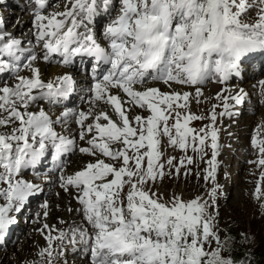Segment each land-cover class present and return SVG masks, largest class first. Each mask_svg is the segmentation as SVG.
<instances>
[{
  "label": "snow or ice",
  "instance_id": "obj_1",
  "mask_svg": "<svg viewBox=\"0 0 264 264\" xmlns=\"http://www.w3.org/2000/svg\"><path fill=\"white\" fill-rule=\"evenodd\" d=\"M35 2L39 10L33 13V26L36 40L43 42V59L58 55L67 65L74 56H88L95 58L97 68L87 111L69 109L55 118L44 109L34 111L32 105L40 101L55 105L67 99L76 82L67 74L45 82L32 67L38 57L22 48L21 40L0 32V74L18 73L20 67L32 73L15 75L14 86H0V127L9 129L0 132V183L7 185L0 189L5 201L0 205V239L15 223L11 213L43 191L20 179L22 170L36 168L50 154L60 187L77 189L75 198L82 206L77 211L94 230H69L71 242L79 236L89 244L91 264H236L222 254L226 249L214 231L208 202L200 197L184 201L176 195L166 200L153 191L165 176L162 137L182 151L191 146L197 153H203L210 137L212 159L204 178L215 179V112L210 116L213 124L197 131L189 122L203 117L184 111L189 92H163L147 85L155 81L168 87L192 86L199 96V85L209 79L223 83L238 74L243 58L264 52V0H67L63 11L47 15V0ZM253 10L255 19L249 22ZM101 13L110 17L102 34L106 44L89 28ZM26 51L28 63H22ZM242 98L225 97L224 108L229 107L228 99L240 103ZM134 109L149 115H130ZM70 120L79 125L78 139L88 147L77 149V137L67 128ZM252 143L264 156V141L254 138ZM75 150L96 159L69 174L64 157ZM174 160L166 163L177 175L193 163L192 156L181 158L178 166ZM255 162L264 165V158ZM43 207L47 217V203ZM43 228L50 226L45 223ZM68 237L63 230L58 236L49 233L48 247L39 255H47L48 264H53L52 241ZM213 242L216 246L209 247Z\"/></svg>",
  "mask_w": 264,
  "mask_h": 264
},
{
  "label": "rangeland",
  "instance_id": "obj_2",
  "mask_svg": "<svg viewBox=\"0 0 264 264\" xmlns=\"http://www.w3.org/2000/svg\"><path fill=\"white\" fill-rule=\"evenodd\" d=\"M2 7L0 6V9ZM9 21L13 20V14H10ZM252 22V20H248ZM264 73V67L258 72V79L262 78L261 76ZM264 75V74H263ZM246 83H242V86H245ZM214 91L212 88L209 87L204 95L197 96L196 90L194 92H189L191 94L190 100L188 101V108L184 110L185 112L191 113L193 115L199 116V112H203L207 114L206 116H201L203 119L196 120L193 126L198 128L199 131L201 128H204L207 125H212L213 122L210 119L211 112L213 108L215 109L216 120L214 123V127L217 130L218 135V153H219V145L221 143L224 144L222 147L225 148L224 155L216 156V171H215V179L217 178L216 182L214 183L215 179L209 178L205 179L204 177L207 175V172L210 170V166L208 161L212 159V150H209L205 159H199L198 165L195 166H185L180 169V173L177 175L175 173L174 168H169L167 165V160L171 157H175L173 161L174 165L179 164L180 157L169 151L168 149H160L162 156H161V163L165 165V176L163 180H157L155 185L153 186V191L157 192L159 196L164 199H170L173 195L180 196L184 201H189L191 199L200 197L202 202L206 201L209 204V211L213 217L214 223V231L219 235L220 239L225 238L224 235V226L226 227L228 224H232L233 226L239 228L241 231L246 232V241L252 244H264V165H260L259 163L255 164L254 166H246L242 171L237 170L236 166L231 167V163L227 162L225 158V153L227 155V143L229 139L226 135L225 127L228 123L220 117V108L218 105L220 103H207L206 99L208 95H212V97H218L217 93L219 90ZM248 88V86H247ZM246 88V89H247ZM205 89V88H204ZM211 90V91H210ZM223 90V89H222ZM210 92L212 94H210ZM216 92V94H215ZM207 93V94H206ZM219 98V97H218ZM220 99V98H219ZM221 100V99H220ZM198 101V102H197ZM213 103V104H212ZM227 103H231L230 100ZM205 105V107H204ZM215 106V107H214ZM208 107V108H207ZM200 109V110H199ZM218 110V111H217ZM208 111V112H207ZM264 114V112L260 113ZM257 115L256 117H259ZM223 120V121H222ZM254 120V121H253ZM194 121V120H192ZM244 121H250L252 124L256 122L254 128L247 124V122L242 125L248 126L247 129L249 135L246 137L247 139L255 137V139H261L260 136H264V129L260 128L257 124V118L255 119H248L245 118ZM263 121V120H262ZM260 121V124L264 125V121ZM262 122V123H261ZM252 128V129H251ZM257 129V130H256ZM261 129V130H260ZM246 129H241L240 131H245ZM263 131V132H262ZM259 135H258V133ZM263 133V134H262ZM203 134V133H201ZM210 139V137H209ZM264 140V137H262ZM225 140V141H224ZM211 142V139H210ZM226 145V146H225ZM224 156V160L223 157ZM260 158H264L260 157ZM234 159V158H232ZM146 163V161H145ZM226 170L227 172L224 174L223 171ZM172 172L171 175L168 173ZM227 181L229 185L226 187ZM220 182V183H219ZM215 189V195H212V191ZM226 189V190H225ZM229 190V191H228ZM229 193V194H228ZM33 216L32 222L28 225L26 231L24 228L26 227L27 223L20 220L23 219L22 216L19 217V228L17 230H21L19 235H16L19 240L15 243V245L7 251L0 252V264H34L31 260V256L26 257L23 260H19L18 254L20 251L27 245H29L34 249L37 246L38 241L35 235V228H31L33 224V220L40 217L43 214L40 213V204H36V201L33 205ZM12 214V213H11ZM39 214V215H38ZM58 224L64 223L61 219H57ZM72 221V220H71ZM46 231L42 234V239L46 243L45 248L48 246V241L46 237L48 236L46 233H52V229H45ZM17 233V232H16ZM30 233V238L27 239L25 242L23 240L25 237ZM47 236H46V235ZM59 234V233H57ZM52 235V234H51ZM56 240L52 241V246L55 248ZM216 245L212 246L214 248ZM14 247L17 250H14ZM41 251H33L34 256H40L39 253ZM55 254V253H54ZM44 260L48 263L49 258L47 255L43 256ZM61 261L57 259V261ZM55 261V260H54ZM75 261L72 264H76ZM61 264V263H60ZM64 264V263H62Z\"/></svg>",
  "mask_w": 264,
  "mask_h": 264
},
{
  "label": "bare ground",
  "instance_id": "obj_3",
  "mask_svg": "<svg viewBox=\"0 0 264 264\" xmlns=\"http://www.w3.org/2000/svg\"><path fill=\"white\" fill-rule=\"evenodd\" d=\"M10 19V18H9ZM253 63H251V66H252ZM262 66V63H259L256 68H259ZM36 68H39V71L40 73H42L45 77H49V76H54V75H57V76H60V75H63V74H68L69 72L73 73V75L75 76V80H76V83H77V88H82V86H80V80H86V76L84 74H80V75H76L73 71H69L67 69H62L61 67H55V66H49L48 67V70H46V65L45 64H39ZM256 73V71H253ZM158 87L161 91L163 92H172V91H177V92H184V91H187V92H190L192 90V88H184V87H181V86H178V85H175L173 84L171 87H168L167 85H164V84H161V85H158L156 86ZM212 91L215 90L216 87H212ZM218 88L216 90H219L221 89L222 87H219L217 86ZM209 87H206L205 89L202 90L203 92V95L205 93V91L208 89ZM248 89V88H247ZM208 91V90H207ZM211 91V90H210ZM191 92H194V90H192ZM190 92V93H191ZM219 92V91H218ZM217 92V93H218ZM192 94V93H191ZM207 94V93H206ZM210 94H212L210 92ZM216 94V92H215ZM213 95V94H212ZM212 95H208L207 96V99L205 100L206 101V105L207 103H210V102H213V103H220V100L219 98H214L212 97ZM191 97V95H190ZM190 97H189V100H190ZM79 100V99H78ZM229 101V99L227 100ZM212 103V104H213ZM89 105V104H88ZM103 106V105H102ZM53 106H51L52 108ZM205 107V105H204ZM215 107V106H214ZM208 108V107H207ZM215 109L216 108H213V111L215 112ZM200 110V109H199ZM213 111L211 112V114L213 113ZM218 111V110H217ZM208 112V111H207ZM200 114H198L199 116H206L207 114L205 113H201L199 112ZM216 113V112H215ZM133 115L135 114H139V115H144V116H147L148 113H143L142 110H139V109H136L132 112ZM142 115V116H143ZM218 115V114H217ZM216 115V116H217ZM208 116V115H207ZM218 117V116H217ZM264 121V114H261L259 117H258V121H257V124L260 126V128H263L264 129V125H263V121ZM223 121V120H222ZM260 121H262V125L260 124ZM247 124H251L250 126H253L255 125V123H251L250 121L247 122ZM11 127V126H9ZM72 127H74V125H72ZM252 129V128H251ZM9 129L8 128H4V127H0V132H5V131H8ZM247 130V129H246ZM245 130V131H246ZM249 130V129H248ZM257 130V129H256ZM261 130V129H260ZM263 132V131H262ZM258 133V132H257ZM260 133V132H259ZM258 133V135H259ZM261 134V133H260ZM263 134V133H262ZM219 135V134H218ZM261 138L264 137L263 135L260 136ZM225 141V140H224ZM82 160L85 161V162H93L95 160L89 158V157H86V156H83L82 157ZM227 171L224 170L223 173L225 174ZM228 173V172H227ZM217 178L215 179L214 183L216 182ZM220 183V182H219ZM55 184L54 182L50 181L47 183L46 186H44V189H43V195H44V191H48V194L46 195V200L45 202L43 203V205L45 203H47L48 205V208H47V212H48V215L47 217L44 216V211H45V208L43 207V210L40 212V214L43 212V214L41 216H38L40 217V219L36 218L33 220V224L31 226V228H35L34 232H35V235H36V239L34 240V242L37 240L38 243H37V246L33 249L30 245H29V242L27 243V245L20 251V253L18 254V257H19V260H23L25 259L26 257L28 256H31V260L34 264H48L43 256H34L32 253L33 251L35 250L36 252L37 251H41L42 249L45 248L46 246V243L44 242V240L42 239V233H44L46 230L43 228V225L45 223H47L50 228L49 229H52L51 230V234L53 236H58L57 233H59V231L63 230V231H68L71 227H79L80 226V219H79V214L77 213V210L75 209L76 205L73 203V202H70L69 199L70 197L67 195V194H64L61 190L60 193L62 194L60 197H57L56 194L54 193L53 189H52V185ZM229 185V182L227 181V184H226V187ZM226 190V189H225ZM229 191V190H228ZM229 194V193H228ZM39 197V196H38ZM38 197L36 199H38ZM32 205H34V203L32 202ZM32 209V208H31ZM69 209H72V211H69ZM57 219H61L62 221H64V223H60L58 224V221ZM72 220V221H71ZM19 227L16 228V230L18 229ZM42 228V230H41ZM54 229V230H53ZM41 230V231H39ZM47 235H49V233H46ZM46 235V236H47ZM30 238V233H28V235L25 237V239L23 240V242H25L27 239ZM57 243V240L55 241ZM53 244V243H52ZM54 246V245H53ZM56 246V244H55ZM48 247V246H47ZM55 249V248H54ZM14 250H17V248L14 247ZM55 253V251H54ZM55 255V254H53ZM58 258L55 259V261H57ZM59 261V260H58ZM62 261V260H61ZM76 264H90L87 262V259L83 258L82 257V254L80 255V258L78 259V261L76 262Z\"/></svg>",
  "mask_w": 264,
  "mask_h": 264
},
{
  "label": "trees",
  "instance_id": "obj_4",
  "mask_svg": "<svg viewBox=\"0 0 264 264\" xmlns=\"http://www.w3.org/2000/svg\"><path fill=\"white\" fill-rule=\"evenodd\" d=\"M224 235L221 239L226 249L223 256L232 258L236 264H264V244L247 242L246 232L232 224L224 226Z\"/></svg>",
  "mask_w": 264,
  "mask_h": 264
}]
</instances>
